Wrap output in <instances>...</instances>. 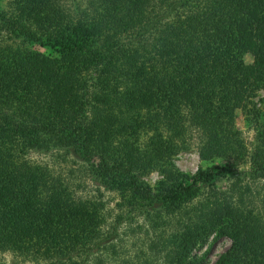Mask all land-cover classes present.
<instances>
[{"label": "trees", "instance_id": "obj_1", "mask_svg": "<svg viewBox=\"0 0 264 264\" xmlns=\"http://www.w3.org/2000/svg\"><path fill=\"white\" fill-rule=\"evenodd\" d=\"M261 88L264 0H10L0 10V253L106 264L120 221L136 215L157 232L163 264H201L189 257L210 237L230 241L212 264H264V219L239 193L245 179L264 184V105L251 102ZM235 110L257 129L249 152ZM187 133L201 162L225 163L179 173L171 158ZM30 153L94 160L92 181L123 214L104 230L100 205L73 197ZM152 172L154 187L143 181ZM219 178L233 179L227 191Z\"/></svg>", "mask_w": 264, "mask_h": 264}, {"label": "rangeland", "instance_id": "obj_2", "mask_svg": "<svg viewBox=\"0 0 264 264\" xmlns=\"http://www.w3.org/2000/svg\"><path fill=\"white\" fill-rule=\"evenodd\" d=\"M9 2L10 0H0V10L7 11ZM25 47L31 52H37L44 56L52 54L49 50L36 45ZM244 62L246 64L252 62L250 54L244 56ZM251 102L257 109L264 105V88L255 91ZM233 129L238 132L239 140L247 152L256 146L255 136L257 129L239 110L234 111ZM184 139L185 143L182 146L185 149L178 150L171 158V164L179 173L190 178L199 167L204 168L225 163L223 159H214L206 163L201 162L195 150V137H193V134L187 133ZM28 158L37 165L46 166L54 176H58L62 180L64 185L65 183L69 185V189L76 199L88 200L100 205L105 217L104 230L118 215L123 214L118 204L119 198L117 194L102 189L97 183L92 181L88 168L93 165L94 160L89 162L80 161L70 155L61 153H30ZM237 166L239 170L247 171L248 160L244 158ZM161 179V175L156 172L143 177V181L150 187H154ZM232 182L233 179L224 180L219 178L215 181V188L218 191H227ZM244 183H247L249 189L248 191L240 190L239 193L241 194V199L247 204L246 208L252 210V215L264 219V202H262L264 199V184L245 179L240 185ZM205 191L199 189L198 197L194 201L192 200L188 207L200 200ZM148 225L149 223L142 217L126 215L119 223L118 236L114 241L116 254L113 258L110 256L111 260L106 261V264H163V256L166 252H163L159 245L156 248L153 247L155 240H157V232H152ZM169 232L168 228H164L163 235L166 236ZM211 241L212 238L210 237L204 244L197 245L189 258L191 260L201 259V264H212L230 243L226 237H221L213 243ZM0 264L33 263L23 262L11 253H0Z\"/></svg>", "mask_w": 264, "mask_h": 264}]
</instances>
